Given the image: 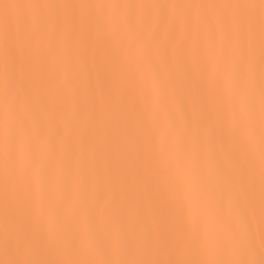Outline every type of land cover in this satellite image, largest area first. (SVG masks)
<instances>
[{
  "label": "snow or ice",
  "instance_id": "6c2138e0",
  "mask_svg": "<svg viewBox=\"0 0 264 264\" xmlns=\"http://www.w3.org/2000/svg\"><path fill=\"white\" fill-rule=\"evenodd\" d=\"M0 264H264V0H0Z\"/></svg>",
  "mask_w": 264,
  "mask_h": 264
}]
</instances>
